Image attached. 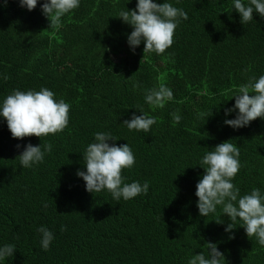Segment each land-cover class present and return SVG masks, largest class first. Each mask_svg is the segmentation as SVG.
Wrapping results in <instances>:
<instances>
[{
  "label": "trees",
  "instance_id": "trees-1",
  "mask_svg": "<svg viewBox=\"0 0 264 264\" xmlns=\"http://www.w3.org/2000/svg\"><path fill=\"white\" fill-rule=\"evenodd\" d=\"M43 2L28 11L18 0H0V100L13 90L45 87L70 105L69 122L42 139H14L0 118V246H15L0 264H187L206 255L209 242L224 254L223 264H264V247L239 221L225 232L229 218L219 206L200 216L195 196L204 172L199 159L229 140L240 149L234 185L241 195L264 193V120L239 129L223 122L235 117L224 115L235 103L231 93L264 75V19L254 13L241 23L231 0H168L188 19L157 56L144 54L143 42L133 54L127 43L133 29L117 17L135 10L136 0H80L59 30L42 15ZM160 84L173 100L153 110L145 90ZM139 108L156 119L147 133L122 124ZM98 131L118 138L117 146L124 138L133 142L135 163L122 177L147 181V194L116 201L107 191L85 190L76 173L86 171L83 152ZM28 143H50L52 151L42 164L22 168L18 156ZM41 226L54 235L47 251Z\"/></svg>",
  "mask_w": 264,
  "mask_h": 264
},
{
  "label": "clouds",
  "instance_id": "clouds-1",
  "mask_svg": "<svg viewBox=\"0 0 264 264\" xmlns=\"http://www.w3.org/2000/svg\"><path fill=\"white\" fill-rule=\"evenodd\" d=\"M176 2L179 3V0ZM231 2L232 10L240 15L241 23L251 22L254 13L264 19V0ZM4 3L6 5L7 0H4ZM18 3L21 8L32 11L37 7L39 0H18ZM79 5L80 0H44L40 7L42 15L50 22L49 27L59 30L62 17L77 9ZM117 17L133 29L127 36V43L133 54L143 42L144 54L155 53L159 56L171 47L175 29L182 20L188 19V14L183 9L174 7L168 0L163 3H157L155 0H136L135 10H121ZM3 79H7V76H3ZM232 98H235V103L231 108L224 109V115L228 117L234 113L235 117L225 118V125L239 129L249 126L257 118L264 120V75L252 77L248 83L240 85L231 93L230 99ZM172 100L173 92L164 84L145 90L144 102L153 110L163 108L165 103ZM69 108L68 103L55 98V94L45 87H41L39 91L13 90L0 100V118L6 121L12 138L36 136L42 139L49 134L62 132L67 127ZM138 110L141 114L133 113L131 118L125 119L122 124L130 132L147 133L155 126L156 119L144 112L143 108ZM170 115L174 124L179 123V114L173 112ZM198 116L204 117L205 114L199 113ZM117 140L119 139L110 132L94 133L93 142L87 144L83 152V166L86 171L78 170L76 175L85 182L87 192L107 191L113 200L119 201L122 198L128 201L138 195L147 194L149 184L147 181L143 184L138 181L124 182L126 178L122 177V170L132 168L135 163L129 146L133 142L124 138L121 145L117 146ZM229 141L216 145L199 159L197 165L203 168L204 172L195 186L198 213L202 217H208L209 214H215L219 206L223 216L226 215L231 221L227 224L225 232H231L235 228L234 224L239 221L247 237H254L256 243L264 247V193L259 188H253L249 193L240 194L239 187L233 183L240 169V149ZM16 147L19 149L21 145ZM51 151L50 143L38 146L28 143L23 146V151L18 156L19 164L22 168H33L42 164L45 155ZM37 231L41 233V248L47 251L54 235L43 226ZM14 252V245L0 246V262L13 256ZM224 259V254L218 250L217 245L209 242L207 254L203 251L195 254L187 260V264H223Z\"/></svg>",
  "mask_w": 264,
  "mask_h": 264
}]
</instances>
